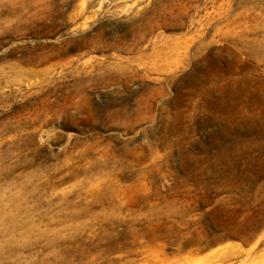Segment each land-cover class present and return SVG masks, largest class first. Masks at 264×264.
I'll return each instance as SVG.
<instances>
[{
    "label": "rangeland",
    "instance_id": "obj_1",
    "mask_svg": "<svg viewBox=\"0 0 264 264\" xmlns=\"http://www.w3.org/2000/svg\"><path fill=\"white\" fill-rule=\"evenodd\" d=\"M0 264H264V0H0Z\"/></svg>",
    "mask_w": 264,
    "mask_h": 264
}]
</instances>
